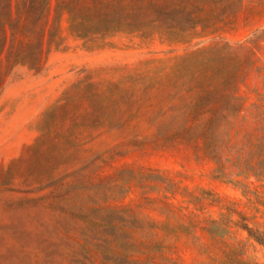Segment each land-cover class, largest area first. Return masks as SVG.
<instances>
[{"label":"rangeland","instance_id":"1","mask_svg":"<svg viewBox=\"0 0 264 264\" xmlns=\"http://www.w3.org/2000/svg\"><path fill=\"white\" fill-rule=\"evenodd\" d=\"M0 17V264H264L241 226L264 230V180L226 159L264 136V0ZM227 101L216 143L201 127Z\"/></svg>","mask_w":264,"mask_h":264},{"label":"trees","instance_id":"2","mask_svg":"<svg viewBox=\"0 0 264 264\" xmlns=\"http://www.w3.org/2000/svg\"><path fill=\"white\" fill-rule=\"evenodd\" d=\"M7 21V18L0 17V30L3 32L4 30L6 31L5 22ZM2 44H4V38L2 39L1 32L0 48L2 47ZM231 108H235L236 110V104H233L230 101L225 103L224 109L221 111L214 108V110L211 111V115L208 116L205 121H203L201 132L206 134V132L209 130L211 131V135L214 137V141L216 143L221 142V135L224 133L225 124L228 121V111L232 110ZM255 140L256 141L254 143V151L252 156L240 155L234 158L226 157V159L230 160L232 164L239 168L236 172L238 175L242 174L246 177L253 175L262 181L264 180V136L257 135ZM214 160L218 166L223 164V158L219 154L214 157ZM241 226L247 230L250 237L254 238L259 243L264 244V230L253 228L249 226L248 223H244Z\"/></svg>","mask_w":264,"mask_h":264}]
</instances>
